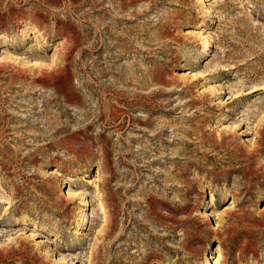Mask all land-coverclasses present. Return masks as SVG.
<instances>
[{
  "label": "rangeland",
  "instance_id": "374dc122",
  "mask_svg": "<svg viewBox=\"0 0 264 264\" xmlns=\"http://www.w3.org/2000/svg\"><path fill=\"white\" fill-rule=\"evenodd\" d=\"M219 251L264 264V0H0V264Z\"/></svg>",
  "mask_w": 264,
  "mask_h": 264
},
{
  "label": "bare ground",
  "instance_id": "6f19581e",
  "mask_svg": "<svg viewBox=\"0 0 264 264\" xmlns=\"http://www.w3.org/2000/svg\"><path fill=\"white\" fill-rule=\"evenodd\" d=\"M201 74H203L202 77H207V76L212 75L213 72H212L211 70L207 69V70H204L203 73H200V72H199V75H200V76H201ZM202 77H201V78H202ZM102 215L107 219V213L105 212V210H102ZM221 256H222V252L219 251V258L217 259V261H216L215 264H222ZM209 261L211 262V264H213V261H211V259H209ZM90 262H91V261H90ZM209 264H210V263H209Z\"/></svg>",
  "mask_w": 264,
  "mask_h": 264
}]
</instances>
